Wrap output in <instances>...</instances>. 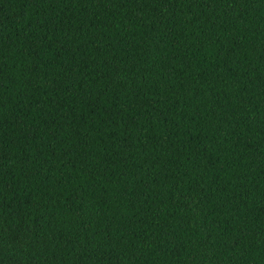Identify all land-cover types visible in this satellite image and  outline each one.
<instances>
[{"label": "trees", "instance_id": "16d2710c", "mask_svg": "<svg viewBox=\"0 0 264 264\" xmlns=\"http://www.w3.org/2000/svg\"><path fill=\"white\" fill-rule=\"evenodd\" d=\"M0 264H264V0H0Z\"/></svg>", "mask_w": 264, "mask_h": 264}]
</instances>
